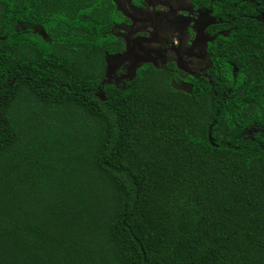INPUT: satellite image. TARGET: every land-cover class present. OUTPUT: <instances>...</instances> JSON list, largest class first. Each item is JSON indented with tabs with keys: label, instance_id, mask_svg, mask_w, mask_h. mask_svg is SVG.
<instances>
[{
	"label": "trees",
	"instance_id": "1",
	"mask_svg": "<svg viewBox=\"0 0 264 264\" xmlns=\"http://www.w3.org/2000/svg\"><path fill=\"white\" fill-rule=\"evenodd\" d=\"M191 1L232 30L185 92L108 81L114 0H0V264H264V24Z\"/></svg>",
	"mask_w": 264,
	"mask_h": 264
},
{
	"label": "rangeland",
	"instance_id": "2",
	"mask_svg": "<svg viewBox=\"0 0 264 264\" xmlns=\"http://www.w3.org/2000/svg\"><path fill=\"white\" fill-rule=\"evenodd\" d=\"M116 1L131 19L132 24L128 27L117 28L115 31L117 35L125 39L126 47L120 58L108 63L110 79L120 67H124L130 75L134 68L142 62L159 63L160 53L153 49L157 45L154 39L156 35L161 41L163 38H170L175 48L174 51H169L172 61L184 72L193 73L206 67L204 47L208 38L204 30L207 22L201 20L200 16L195 17L193 29L196 34L195 37L190 38L187 35V29L192 21L181 18L180 9L182 8L174 4L172 0H146L144 10L134 8L130 0ZM184 1L186 3V0ZM176 2L179 5L184 4L182 0H176ZM169 8H175L176 13H168ZM207 15V13H202V16ZM175 87L185 91L188 89L182 84H177Z\"/></svg>",
	"mask_w": 264,
	"mask_h": 264
},
{
	"label": "flooded vegetation",
	"instance_id": "3",
	"mask_svg": "<svg viewBox=\"0 0 264 264\" xmlns=\"http://www.w3.org/2000/svg\"><path fill=\"white\" fill-rule=\"evenodd\" d=\"M183 1V5H179L176 0H172V2L174 4H176L178 7H181L182 9H180V15L182 19H190L192 21L191 26L187 29V35L190 38L195 37V31L193 29L194 27V20L195 17H199L200 19L203 20L204 22L206 21L207 24L205 26V35L208 38V41L205 44L204 47V54L207 60V65L203 70L200 71H196L193 73H187L184 72L183 70H181L178 65L172 61L171 58V50L174 51V44H171L172 42L170 41V38H163L162 41L159 40L160 38H158V36L156 35L154 37V39L156 40V48H153L154 50H156L157 52L160 53L159 56V63H150V62H142L143 63H147V64H152L154 65L157 69H159L162 72H169L171 73H175L176 76V80L174 79V81H172V85L175 87V85L177 84H182L187 86V90H183L185 92H190L191 91V85L188 81L189 78L193 79V78H197L200 75L202 76H207L208 72L210 71L211 68V64L213 57V53L211 52V48H209L210 43H212L213 38H214V32L216 31V33L223 35L224 37L228 36L231 32V28H218L216 29L215 27H213L216 23V17L212 12L211 8H206L204 6H197L195 4L192 3L191 0H186V3L184 0ZM254 1V12H255V16L253 15L252 18L258 20L261 24H264V0H251ZM114 2L116 3V6L118 7V9L129 19V24H120V25H115L114 26V33L116 31L117 28L123 27V26H131L132 21L131 19L127 16V14H125V12L120 8V6L118 5L117 1L114 0ZM131 5L136 8V9H140V10H144L146 8V0L142 1V5L138 6L133 4L132 0H130ZM189 6V7H188ZM177 11L175 8H169L168 9V13H172L175 14ZM202 13H207V16H202ZM201 16L203 18H201ZM200 19H196V21H200ZM179 26V25H178ZM116 34V33H115ZM117 35V34H116ZM119 37H121L120 35H117ZM124 41V45L126 47V43H125V39L123 37H121ZM215 45V44H214ZM213 45V46H214ZM220 46H223L222 43H219ZM170 51V52H169ZM125 52V51H124ZM121 55H119L118 57L113 58L111 61H113L114 59H118L120 58ZM117 61V60H116ZM111 67V66H110ZM137 67V66H136ZM172 67H174V70L172 69ZM132 74H128L127 70L124 69V67H120L118 68L115 73L114 76L111 78V82L115 83L116 85L122 84L125 80L129 79ZM176 88V87H175ZM176 89H180V88H176ZM182 90V89H180Z\"/></svg>",
	"mask_w": 264,
	"mask_h": 264
},
{
	"label": "water",
	"instance_id": "4",
	"mask_svg": "<svg viewBox=\"0 0 264 264\" xmlns=\"http://www.w3.org/2000/svg\"><path fill=\"white\" fill-rule=\"evenodd\" d=\"M110 74H109V68H108V70H107V73H106V76H107V78H108V81L110 80V76H109ZM97 96L99 97V98H101L102 100H105V98H104V94L103 93H99V94H97Z\"/></svg>",
	"mask_w": 264,
	"mask_h": 264
}]
</instances>
